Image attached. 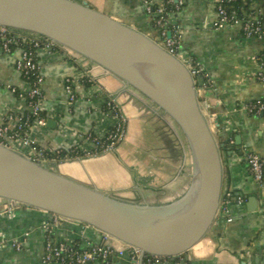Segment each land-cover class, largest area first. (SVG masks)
<instances>
[{
    "label": "crops",
    "instance_id": "crops-1",
    "mask_svg": "<svg viewBox=\"0 0 264 264\" xmlns=\"http://www.w3.org/2000/svg\"><path fill=\"white\" fill-rule=\"evenodd\" d=\"M85 1L155 38L156 29L145 11L144 0ZM183 1L173 14L182 34L179 57L182 61L194 59L202 66L208 80L197 89L205 103L204 114L219 139L227 141L226 146L232 149L222 158L221 194L230 190L244 200L229 204V219L218 214L209 232L176 264H264V180L258 183L253 179L243 157L247 151L264 156V116L243 108L246 102L264 94L263 85L254 78L264 37L247 38L239 26L214 27V0ZM249 6L259 11L264 20V0H253ZM19 55V47L0 51V123L8 114L27 111L25 102L16 94L28 87L15 67ZM36 60L43 75L41 110L46 121L45 125L34 121L28 135L38 146L48 152L89 149L91 145L81 134L92 131L104 135L117 121L104 109L109 98L116 99L125 120V136L114 153L58 161L62 173L104 192L124 198L138 196L149 204L170 202L183 194L190 183V156L180 129L168 116L156 107H152V113L139 112L128 101L130 88L66 48H39ZM87 76L90 81L85 80ZM67 78L76 94L71 103L65 90ZM12 146L25 155L30 153L28 146ZM48 219L49 214L39 209L1 205L0 264H51L43 262L44 240L49 235L54 240L80 241V226L66 221L52 226L48 233L44 227ZM83 234L90 241H98L93 228H84ZM14 241L20 242L21 249H15ZM114 261L127 263L125 259Z\"/></svg>",
    "mask_w": 264,
    "mask_h": 264
},
{
    "label": "water",
    "instance_id": "water-1",
    "mask_svg": "<svg viewBox=\"0 0 264 264\" xmlns=\"http://www.w3.org/2000/svg\"><path fill=\"white\" fill-rule=\"evenodd\" d=\"M0 25L49 38L118 78L132 90L128 101L139 112L152 113L156 107L176 124L188 146L191 169L182 195L149 204L138 196L124 198L75 180L59 170L61 162H38L0 144V206L22 205L82 222L145 254L186 256L215 221L222 158L232 153L204 114L197 89L201 82L154 37L85 0H0Z\"/></svg>",
    "mask_w": 264,
    "mask_h": 264
},
{
    "label": "built area",
    "instance_id": "built-area-1",
    "mask_svg": "<svg viewBox=\"0 0 264 264\" xmlns=\"http://www.w3.org/2000/svg\"><path fill=\"white\" fill-rule=\"evenodd\" d=\"M237 1L214 0L217 13V18L213 22L214 27L218 28L223 25L239 26L245 37L263 38L264 20L259 11H254L249 6L253 0H245L248 2L245 8L236 6ZM183 3V0L143 1L145 11L151 16L152 22L155 25L156 35L154 39L165 50L178 57L182 34L179 25L173 20V14ZM14 47H19L20 49V55L15 61V67L28 85L25 90L18 91V96L25 102L27 111L22 114H8L4 118L0 123V144L13 148L12 145L14 143H19L30 148V153L27 156L33 160L43 163L56 161L55 158L43 156L46 150L38 146L36 140L31 138L28 132L34 121L39 125H45L46 121L45 117L40 116L44 93L42 91L43 75L40 64L36 60L37 50L39 48L50 49L61 46L44 36L0 25V51L10 52ZM183 62L190 70L195 81H200L203 85L207 84V75L199 62L194 59ZM257 64L258 70L255 72L254 78L264 87V50L258 54ZM85 80L90 81V77L87 76ZM7 87L13 92L16 91L10 85ZM65 90L69 102H73L76 94L69 78L65 80ZM243 108L249 113L264 116V94L260 98L246 102ZM104 109L107 114L115 117L117 121L104 135H97L92 131L81 134L82 139L87 141L91 147L89 149L74 147V149L83 152V155L74 158L87 157L108 150H114L117 144L123 140L125 136V120L116 99H107L104 104ZM29 115L34 117L31 124H29ZM229 142L233 143V140L230 139ZM58 152L57 150L51 153L55 154ZM243 157L253 179L258 183H262L264 180V156L254 151H247ZM243 200L241 195L234 194L230 190L224 191L220 196L217 215L221 214L226 219H229V204L231 202L241 204ZM66 221L73 222L81 227L80 241H68L66 239L54 240L48 234L49 236H46L44 240V263L92 264L93 261H101L104 264H116L114 260L125 259L126 264H176L182 258L172 259L166 256L142 253L138 247L123 243L85 223H77L57 214L50 213L49 219L44 222V227L50 233L52 226L66 223ZM84 228H93L98 233V241L93 242L84 238ZM12 245L16 250L21 249V244L18 241L12 242Z\"/></svg>",
    "mask_w": 264,
    "mask_h": 264
},
{
    "label": "trees",
    "instance_id": "trees-1",
    "mask_svg": "<svg viewBox=\"0 0 264 264\" xmlns=\"http://www.w3.org/2000/svg\"><path fill=\"white\" fill-rule=\"evenodd\" d=\"M247 4H248V2H246L245 0H238L236 2V6H241V7H244V8L247 7ZM152 25L155 27L154 24H152ZM16 94L18 95V93H16ZM40 116L44 117L42 110L40 111ZM33 119H34V117L32 115H29V124H31ZM58 151L59 152L55 153V154L46 151L43 154V156L47 157V158H55L56 161H61V160H64L66 158H74L76 156L83 155V152L81 150H77V149H74V148L69 149V150H63L62 149V150H58ZM46 213H48V212H46ZM48 214H50V213H48Z\"/></svg>",
    "mask_w": 264,
    "mask_h": 264
},
{
    "label": "rangeland",
    "instance_id": "rangeland-1",
    "mask_svg": "<svg viewBox=\"0 0 264 264\" xmlns=\"http://www.w3.org/2000/svg\"><path fill=\"white\" fill-rule=\"evenodd\" d=\"M56 169V168H55Z\"/></svg>",
    "mask_w": 264,
    "mask_h": 264
}]
</instances>
